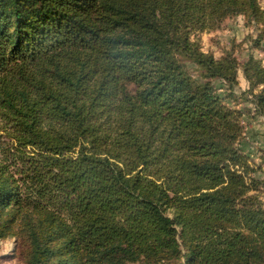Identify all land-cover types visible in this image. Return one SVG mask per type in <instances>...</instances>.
<instances>
[{
    "label": "trees",
    "instance_id": "trees-1",
    "mask_svg": "<svg viewBox=\"0 0 264 264\" xmlns=\"http://www.w3.org/2000/svg\"><path fill=\"white\" fill-rule=\"evenodd\" d=\"M263 1L0 0V240L17 264H264L230 106L240 70L264 114V65L200 45L242 17L264 52Z\"/></svg>",
    "mask_w": 264,
    "mask_h": 264
},
{
    "label": "rangeland",
    "instance_id": "rangeland-1",
    "mask_svg": "<svg viewBox=\"0 0 264 264\" xmlns=\"http://www.w3.org/2000/svg\"><path fill=\"white\" fill-rule=\"evenodd\" d=\"M253 38H255L254 29L245 26L242 17H236L226 20L222 24L221 29L216 32L201 34L200 45L203 52L211 53L215 58H220L222 55L232 52L241 64L247 59L248 55L252 54L255 58L262 60L264 65V52L251 48L250 41ZM262 45L264 46V43ZM187 65L191 74L197 76L198 71L195 66ZM214 83L218 92L223 94L224 87L217 81ZM246 88L247 83L239 70L238 86L234 89L237 99L230 106L243 112L241 118L243 139L240 145L245 153L249 154L250 162L258 168L255 177L261 183L259 199L264 207V114H255L252 106L241 98L240 94ZM2 128L3 123L0 121V134H2ZM13 245V238L0 240V264H17V261L12 256Z\"/></svg>",
    "mask_w": 264,
    "mask_h": 264
}]
</instances>
